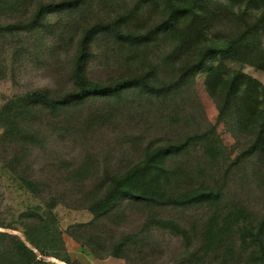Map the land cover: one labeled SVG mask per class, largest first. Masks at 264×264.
Returning <instances> with one entry per match:
<instances>
[{"label": "trees", "instance_id": "1", "mask_svg": "<svg viewBox=\"0 0 264 264\" xmlns=\"http://www.w3.org/2000/svg\"><path fill=\"white\" fill-rule=\"evenodd\" d=\"M90 1L58 0L40 5L26 23L0 26V34L40 29L48 15L81 12ZM12 2L0 0V7L18 5ZM150 4L161 7L162 15L152 23H144L140 15ZM262 37L264 0H136L126 14L120 12L111 18L85 23L75 36L62 35L55 40L57 62L67 72L69 87L65 93L40 88L7 100L0 107V129L3 130L0 144H7L9 151L5 155L12 163H19L35 145L40 130H34L29 119L38 114L56 117L63 111L75 112L89 101H120L129 92L150 97L156 104L163 103L181 96L184 89L191 88L194 76L206 70L205 89L216 104L218 122L230 124L237 134L251 139L242 152L231 160L216 148L214 127L207 133L196 131L146 145L137 163L120 175H108L104 194L93 201L89 212L95 220H100L123 207L128 211L138 206L155 210L202 207L207 211V218L199 250L180 264H264V213L254 218L247 207L227 202L223 194L225 178L233 167L251 159V165L256 162L264 170V85L227 65L241 63L264 70ZM164 39L170 45L162 50L164 55L159 58V65L151 62L145 66L151 48ZM101 40L127 56L126 64L133 65L127 75L108 83L88 77L93 47ZM158 67L165 72L160 73ZM199 150L202 154L199 157H207L224 170L225 175L221 172L218 175L223 182L213 180L205 186L194 185L189 182L194 169L188 170L186 176L184 171H179V163ZM5 163L23 188L37 195L40 185L20 174L6 160ZM47 208L50 211L51 206ZM36 210L44 211L40 207ZM17 219L21 224L31 223L38 234L48 235L51 231L58 234L55 227L48 229L45 225V219L54 220L45 211L39 214L30 209L20 213ZM149 228L170 232L188 245L192 240L187 229L170 219L151 218ZM29 233L27 228L22 240L0 232V264H53L37 258L27 244L39 251L41 257L52 255L37 245ZM134 238L127 235L105 252H100L90 239L81 243L97 259H122L134 244ZM58 239L61 243L59 235ZM63 262L71 264L68 259Z\"/></svg>", "mask_w": 264, "mask_h": 264}, {"label": "rangeland", "instance_id": "2", "mask_svg": "<svg viewBox=\"0 0 264 264\" xmlns=\"http://www.w3.org/2000/svg\"><path fill=\"white\" fill-rule=\"evenodd\" d=\"M54 1L58 0H13L12 3L18 5L0 7V26L26 23L36 8ZM135 2L92 0L81 12L48 15L40 29L0 34V107L7 100L35 89L65 93L69 87L67 72L57 62L55 40L62 35L66 38L75 36L85 23L111 18L120 12L126 14ZM156 6H145L140 15L144 23L160 19L161 7ZM261 40L264 47V37ZM166 41L164 39L151 48L145 66L151 62L159 65V58L164 55L162 50L170 45ZM93 52L87 75L94 81L108 83L133 69V65L126 64L127 56L107 41L96 42ZM227 65L264 85V70L241 63L228 62ZM158 70L162 74L165 72L159 67ZM205 78L206 70L200 71L194 76L191 88L163 103L156 104L150 97L129 92L120 101H89L75 112L63 111L56 117L42 113L30 118L33 129L40 131L26 159L12 163L5 155L9 151L8 145L0 144V232L25 240L23 232L28 228L32 240L52 256L41 257L39 251L27 245L37 258L53 264H65L63 260L66 259L71 264H180L190 260V255L199 250L201 244L207 218L204 208L155 210L138 206L134 211H128L123 207L110 216L95 220L89 207L104 194L108 175H120L137 163L146 145L167 142L196 131L207 133L214 127L216 148L231 160L242 152L251 139L237 134L230 124L218 122L216 104L205 89ZM2 132L0 129V135ZM200 154V150L190 153V158L179 163V171H184L186 176L188 170L194 169L189 181L194 185L205 186L213 180L219 181L218 175L220 172L225 175L224 170L207 157H199ZM5 160L20 174L40 185L37 195L23 188ZM252 161L232 168L225 178L223 194L227 202L247 207L253 217L258 218L264 213V170L256 162L251 165ZM182 183L187 185L185 181ZM48 206H51L50 211ZM37 207L54 219L53 222L45 219V225L48 229L55 227L58 234L51 231L41 235L30 226L31 223H19L17 217L22 212L30 209L33 213L44 212H38ZM151 218L177 222L188 230L192 239L190 245L170 232L149 228ZM127 235L135 237L134 244L122 259H97L81 243L90 239L100 252H105Z\"/></svg>", "mask_w": 264, "mask_h": 264}]
</instances>
